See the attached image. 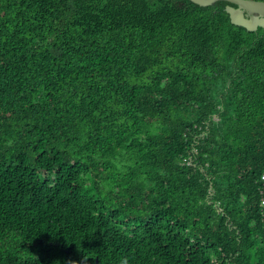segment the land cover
<instances>
[{"label": "trees", "instance_id": "trees-1", "mask_svg": "<svg viewBox=\"0 0 264 264\" xmlns=\"http://www.w3.org/2000/svg\"><path fill=\"white\" fill-rule=\"evenodd\" d=\"M227 5L0 0V264H264V29Z\"/></svg>", "mask_w": 264, "mask_h": 264}, {"label": "water", "instance_id": "water-1", "mask_svg": "<svg viewBox=\"0 0 264 264\" xmlns=\"http://www.w3.org/2000/svg\"><path fill=\"white\" fill-rule=\"evenodd\" d=\"M200 7L214 5L218 1L227 2L225 12L231 24L249 32L264 29V1L257 0H188Z\"/></svg>", "mask_w": 264, "mask_h": 264}, {"label": "built area", "instance_id": "built-area-1", "mask_svg": "<svg viewBox=\"0 0 264 264\" xmlns=\"http://www.w3.org/2000/svg\"><path fill=\"white\" fill-rule=\"evenodd\" d=\"M258 203L264 209V173L260 175L259 179Z\"/></svg>", "mask_w": 264, "mask_h": 264}]
</instances>
